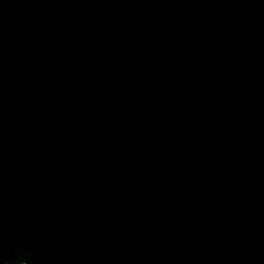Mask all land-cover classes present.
Masks as SVG:
<instances>
[{
    "label": "water",
    "instance_id": "95a60500",
    "mask_svg": "<svg viewBox=\"0 0 264 264\" xmlns=\"http://www.w3.org/2000/svg\"><path fill=\"white\" fill-rule=\"evenodd\" d=\"M0 264H264V0H0Z\"/></svg>",
    "mask_w": 264,
    "mask_h": 264
}]
</instances>
